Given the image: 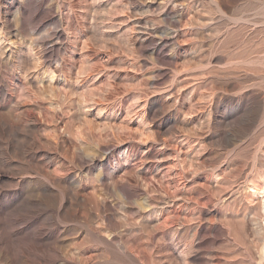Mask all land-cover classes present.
Returning <instances> with one entry per match:
<instances>
[{
    "label": "rangeland",
    "instance_id": "1",
    "mask_svg": "<svg viewBox=\"0 0 264 264\" xmlns=\"http://www.w3.org/2000/svg\"><path fill=\"white\" fill-rule=\"evenodd\" d=\"M264 0H0V264H264Z\"/></svg>",
    "mask_w": 264,
    "mask_h": 264
},
{
    "label": "bare ground",
    "instance_id": "2",
    "mask_svg": "<svg viewBox=\"0 0 264 264\" xmlns=\"http://www.w3.org/2000/svg\"><path fill=\"white\" fill-rule=\"evenodd\" d=\"M250 189H251V194H252L253 197L259 195L260 193H263L262 194L263 195L262 196L263 197L262 205H263V208H264V188H263V190H256L254 188H250Z\"/></svg>",
    "mask_w": 264,
    "mask_h": 264
}]
</instances>
